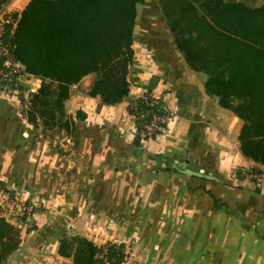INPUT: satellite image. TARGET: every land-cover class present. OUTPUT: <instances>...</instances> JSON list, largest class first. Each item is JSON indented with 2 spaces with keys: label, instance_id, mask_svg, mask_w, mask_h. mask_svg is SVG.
Masks as SVG:
<instances>
[{
  "label": "crops",
  "instance_id": "1",
  "mask_svg": "<svg viewBox=\"0 0 264 264\" xmlns=\"http://www.w3.org/2000/svg\"><path fill=\"white\" fill-rule=\"evenodd\" d=\"M30 1H4L0 9L20 15ZM229 1L257 7L262 0ZM157 7L150 12L146 0L137 7L133 48L152 56L140 63L146 69L129 97L155 82L152 94L165 92L176 116L168 133L142 148L134 146L128 98L108 106L87 95L92 75L72 86L65 102L75 123L70 132L29 123L28 97L40 81L37 88L23 85L24 104L0 91V181L30 202L38 194L50 199L44 207L51 208L35 230L21 228L20 248L6 264H69L59 254L62 234L94 214L126 224L144 240L145 248L137 245L123 264H169L168 247L183 264H264V191L235 173L260 167L241 152L243 122L207 94L205 75L187 65ZM143 38L152 45H139ZM197 168L212 179L197 177Z\"/></svg>",
  "mask_w": 264,
  "mask_h": 264
},
{
  "label": "trees",
  "instance_id": "2",
  "mask_svg": "<svg viewBox=\"0 0 264 264\" xmlns=\"http://www.w3.org/2000/svg\"><path fill=\"white\" fill-rule=\"evenodd\" d=\"M8 0H0V5ZM145 0H31L6 44L27 73L42 81L31 94L30 124L72 131L65 102L71 87L94 74L89 95L103 105L129 98L138 5ZM178 50L206 76L207 94L242 122V154L264 168V4L229 0H159ZM19 16V17H18ZM13 30V31H12ZM155 84L149 86L152 96ZM130 104L145 108L142 99ZM78 114V118H80ZM140 142V141H139ZM138 142V144H139ZM1 183V181H0ZM21 230L0 214V264L20 248ZM59 254L72 264H98L97 248L80 237H65ZM112 255V253L110 254ZM117 264L122 256L113 251ZM115 264V263H114Z\"/></svg>",
  "mask_w": 264,
  "mask_h": 264
},
{
  "label": "rangeland",
  "instance_id": "3",
  "mask_svg": "<svg viewBox=\"0 0 264 264\" xmlns=\"http://www.w3.org/2000/svg\"><path fill=\"white\" fill-rule=\"evenodd\" d=\"M146 1L148 2L150 12H152L151 10H152L153 5H154L155 9L158 8L157 6L159 3L158 2L159 0H146ZM263 4H264V0H262L260 3H256L257 7H259ZM145 7H147V5ZM142 26H145V25H142ZM141 29H142L141 31H144L145 27H142ZM139 40L141 41L139 45H142V47L146 43L149 45L150 44L152 45V43L149 42L150 40L148 38H143V39H139ZM174 41H175V39H174ZM175 45H176V42H175ZM132 48H133V46H132ZM133 51H134L133 65L129 68V74H128V82H129L130 89L135 84V81H137L138 73H141V71H144L143 69H146L145 66L143 64L140 65V63H142V62L144 63L145 61H149V59H150L149 56H152V55H149V52L146 49H142L141 47L138 48L137 50H134V48H133ZM24 72L25 73H23V71L21 72L22 76L20 77V82H19L18 86L15 87V89L18 90V92L15 95L9 97V98L17 97L18 99H20V101L22 103L24 101L23 95H24L25 89H23V88H25V86H23V85L25 83L30 82L31 87H34V88H37V87L33 83H37L38 81H40V83L42 84V81L39 78L27 73L25 68H24ZM92 76L94 77V79H93V82H94L96 79V76L94 74H92ZM153 84H155V86L157 85L155 82ZM155 86L153 87L152 90H154V89L157 90L158 87H155ZM148 92H149V90L143 92L141 95H148ZM32 93H30V97H28V99L30 101H31V94ZM89 93H90V91L87 93V95H89ZM154 94L162 97V100H163L165 107L171 113H174V115L171 117V119H173L176 116V112L172 111L169 107L166 106V104L164 102L166 93L165 92H159V93H154ZM141 95H139V96H141ZM136 98L137 97H135V96L132 98L129 97L127 99L129 101V105H130V100L136 99ZM30 107H31V104L29 102V106L26 110V114H27V111H29ZM128 113H129V116L131 117L130 112H129V106H128ZM171 119H170L168 126L165 128V131L159 133L156 136L160 137L161 135L168 133V131H169L168 127L171 124ZM35 123L37 124V126L39 125V126H42V128H44L42 125L41 119H38ZM154 138H156V137H152L151 139H144L143 140L138 135H135L134 136V146H136L138 148H142L143 142L149 141V140L153 141ZM138 142H139V144H138ZM246 168H251V167H243V168L235 170V173L242 180H244V176L241 175V173H242V170H245ZM197 171L198 170H196V172ZM251 184L255 187V189L257 191H260V190L264 191V188L260 189L254 183H251ZM13 193H16L17 195L14 196L15 194L13 195ZM19 193L20 192L17 191L13 186L9 187L5 182L0 183V214L2 217L6 218L10 223H12L15 227H18L20 230H21V228H23V230L25 229L26 232H29L31 230H35L37 228V226H40V224L37 221L40 218V214H45V212L47 210L51 209L50 207H48L49 205L47 206V208L44 207V204H46L47 201H49L50 199L48 200L47 198H42L38 194L37 195L38 197L35 198V201L30 202L27 199H22V196H18ZM80 201H81V199H80ZM75 203H77V202H75ZM23 205L34 207L35 213L32 217L27 218L26 216L22 215L23 210L22 209L19 210L18 207L22 208L21 206H23ZM35 219H36V221H35ZM62 230H64V229H62ZM134 235H135V233L126 224H122V223L116 222V221H111L109 219H105V218L99 217L98 215L94 214V215H89V216L84 217V219H82L78 229L74 228L73 230H68L67 232H64L62 234V239L65 237H69V238L70 237H80L81 239H84V240L91 242L97 248V251H98V255H97L98 264H114V263L117 264L118 261H116V258L111 257L113 255V251H115L116 254H120L122 256V258H121L122 262L119 264H123V263L128 262L131 259L132 253H134L137 250H140L141 248H145V246L143 244H140V241L143 242L144 240H142L140 237H135L136 235L135 236ZM61 240H60V242H61ZM137 245L140 247V249H138ZM155 247L157 249L161 248V246H155ZM155 247L150 246V248H153V250L155 249ZM163 247L165 248V246H163ZM105 250H106V252H104ZM176 252L177 251L171 247H168L167 250L165 251L166 255L169 257L168 259H170V261L168 262L169 264H183V262L180 261L179 255H177L178 253H176ZM111 253H112V255H110ZM69 259H70L69 264H72L73 260L71 258H69Z\"/></svg>",
  "mask_w": 264,
  "mask_h": 264
},
{
  "label": "built area",
  "instance_id": "4",
  "mask_svg": "<svg viewBox=\"0 0 264 264\" xmlns=\"http://www.w3.org/2000/svg\"><path fill=\"white\" fill-rule=\"evenodd\" d=\"M15 24L14 14L0 9V91L7 97L13 96L18 92L15 87L20 82L21 72L25 73L24 67L15 60L12 49L6 44L5 40L9 29H13ZM136 99L144 100L146 106L139 109L138 105H129V112L134 122V134L143 140L158 137L156 135L165 131L174 113H171L165 107L162 97L159 95L152 94L150 97L141 95L137 96ZM241 175L249 183H254L260 189L264 188L263 167L246 168L242 170ZM21 207H18V209L23 210L22 215L27 218L34 215L33 206L23 205Z\"/></svg>",
  "mask_w": 264,
  "mask_h": 264
},
{
  "label": "water",
  "instance_id": "5",
  "mask_svg": "<svg viewBox=\"0 0 264 264\" xmlns=\"http://www.w3.org/2000/svg\"><path fill=\"white\" fill-rule=\"evenodd\" d=\"M140 152H141V150H139L138 153H140ZM197 170H198L197 173H196V176H197V177H201V178L203 177V178L212 179V178H211L210 176H208V175H207V176H206V175H203L204 172H205L203 169H200V168H199V169H197ZM186 173H187V172H186Z\"/></svg>",
  "mask_w": 264,
  "mask_h": 264
}]
</instances>
